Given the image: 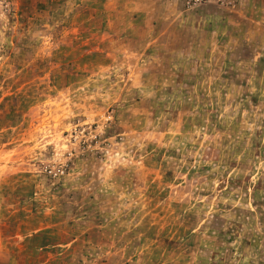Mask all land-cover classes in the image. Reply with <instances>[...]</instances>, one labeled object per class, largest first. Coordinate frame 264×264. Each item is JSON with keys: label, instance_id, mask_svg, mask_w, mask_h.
<instances>
[{"label": "rangeland", "instance_id": "374dc122", "mask_svg": "<svg viewBox=\"0 0 264 264\" xmlns=\"http://www.w3.org/2000/svg\"><path fill=\"white\" fill-rule=\"evenodd\" d=\"M0 264H264V0H0Z\"/></svg>", "mask_w": 264, "mask_h": 264}]
</instances>
